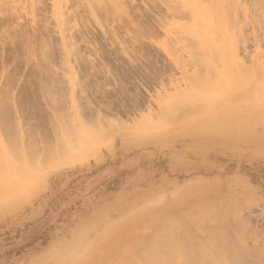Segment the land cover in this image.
Listing matches in <instances>:
<instances>
[{"label":"rangeland","instance_id":"obj_1","mask_svg":"<svg viewBox=\"0 0 264 264\" xmlns=\"http://www.w3.org/2000/svg\"><path fill=\"white\" fill-rule=\"evenodd\" d=\"M0 155V264H97L203 195L233 205L217 264H263L262 0H0Z\"/></svg>","mask_w":264,"mask_h":264},{"label":"bare ground","instance_id":"obj_2","mask_svg":"<svg viewBox=\"0 0 264 264\" xmlns=\"http://www.w3.org/2000/svg\"><path fill=\"white\" fill-rule=\"evenodd\" d=\"M262 2L264 4V0H262ZM216 12L218 13V11H216ZM224 12H226V14H227L229 11L227 9H224ZM230 14H229V18H230ZM205 18L207 21L208 19H207L206 15H205ZM238 75L242 78V76L240 74H238ZM242 79H244V77ZM91 140L92 139H90L89 136H86V137L84 136V139L82 140V142L88 143ZM62 145H66V147L64 148V150H60L59 155L64 160H67L73 154L76 153V152H74V146H73L71 141L69 143H67V141H64L62 143ZM14 152H15V150H14ZM0 156H1L0 159H4V157L2 155H0ZM18 157H20V156H18ZM11 158H12V155H11ZM13 158H14V156H13ZM12 160H13V164L15 163L14 164L15 166L20 161H22V160H20V161L18 160L19 162H17L16 159H12ZM14 160H16V161H14ZM1 161H5V160H0V162ZM32 162H33V160H32ZM1 163H2V165L3 164L5 165V163H3V162H1ZM20 164H22V162H20ZM19 165L17 166V168L19 167ZM7 166H8V164H7ZM0 168H1V166H0ZM6 168L7 167H5V169ZM2 169L3 168L0 169V191H2L4 189L3 184H5L4 183L5 180H4L3 176L6 175V174L3 175L2 171L4 172V169L3 170ZM7 169L5 170L6 173H8ZM10 171H13V170L11 169V170H9V172ZM1 173H2V176H1ZM5 178H8V174H7V177H5ZM9 181L10 180L7 181V184L9 183ZM7 184H6V188H8ZM5 190H3V191L5 192ZM3 193H1V194H3ZM194 199H197V202L193 203V208L191 210L186 209L185 211H182V212L180 211V214L178 213L179 215L182 216L180 219L170 217V216H166V215H160V216L152 215V217H151L150 212H146L143 215V217H141L143 219L135 221L133 223H128L125 226V228L123 229L124 231L117 237L118 239L115 243L114 249H112L111 250L112 252L109 253L110 255L106 254L104 257H100L97 260L98 261L97 264H188V262H190L188 257L190 258V256H192L191 254H195V252H197V254L200 252L199 255L201 256V258L203 260L202 263L204 262V264H206V262H207V264H208V261H206L207 259L206 258L203 259L204 255L201 254L202 251H200V249L201 250L211 249L212 251H214V252H212L214 255V256H212L213 259L211 260V258H210L208 260H211V261H209V262H211L210 264H217L218 261L221 262L220 258H217V256H219L218 253L221 250H226L230 244H231L230 247H232V250L228 249V250H230L229 255H230V253L232 254V256L233 255L235 256V254H238L239 251L237 250V247H233V246H235V243L231 242L228 244V241L230 242V239H229L230 237L228 235V232L224 230L225 228H223L224 227L223 225L226 222V217L228 216L227 214H228V212H230L231 206L233 208V205L230 202H227L228 204L230 203L229 205H231V206H229L230 208L228 211V207H227L228 204L227 203H226L227 205L223 204V203L218 204L215 197H213V196L203 195L202 197H200L199 201H198V198H194ZM189 210L190 211L193 210V213L192 212L189 213L190 212ZM231 211H232V209H231ZM194 213H196V214H194ZM153 216H155L154 219H153ZM190 225L194 229V232L192 234L189 233L188 230L186 229V226L189 227ZM227 238H228V241H227ZM238 238H240V237H238ZM170 245L173 246L172 248L181 249L180 251L184 250V252H186V253L184 255H182L180 258L178 257L179 258L178 260H176L177 259L176 257L178 255L177 256L175 255L174 256L175 258H172V261L167 260L168 258L171 259L170 257H168V258L167 257H164V258L161 257L158 254V251L160 249H163V248L169 249L168 247H170ZM195 247H199V248L197 249ZM191 248H193V249L195 248L196 249V250L194 249L195 252L188 251ZM233 248H234V250H233ZM174 249H171V247H170V250L175 251ZM198 250H199V252H198ZM107 251H109V250H107ZM176 251L178 252V250H176ZM236 251H238V252H236ZM208 253L210 254V252H208ZM208 253H206V254H208ZM233 253H235V254H233ZM227 254H228V251H227ZM227 254H225L226 257L227 256L229 257V255H227ZM221 256L222 255L220 254V257ZM236 257H238V261H239L240 260L239 256L237 255ZM236 257H234V259H237ZM201 258L198 256L195 259L196 260L200 259V261H201ZM207 258H208V256H207ZM229 258H231V255ZM173 259H175V263H173L174 262ZM195 259H194V261H196ZM216 260H218V261L216 262ZM229 261H231V260H229ZM241 261H239V263L236 261V263L240 264ZM191 262H193V261H191ZM196 262H198V261H196ZM231 262H232V264L235 263V262L233 263V261H231ZM231 262H229V263H231ZM242 264H246V263L242 262Z\"/></svg>","mask_w":264,"mask_h":264},{"label":"crops","instance_id":"obj_3","mask_svg":"<svg viewBox=\"0 0 264 264\" xmlns=\"http://www.w3.org/2000/svg\"><path fill=\"white\" fill-rule=\"evenodd\" d=\"M58 263V262H57ZM44 264H46V262H44Z\"/></svg>","mask_w":264,"mask_h":264}]
</instances>
